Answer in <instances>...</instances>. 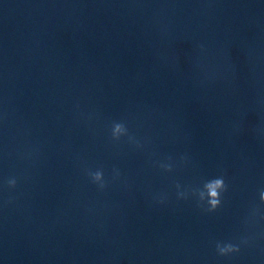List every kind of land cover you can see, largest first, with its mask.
Masks as SVG:
<instances>
[{
    "label": "water",
    "instance_id": "95a60500",
    "mask_svg": "<svg viewBox=\"0 0 264 264\" xmlns=\"http://www.w3.org/2000/svg\"><path fill=\"white\" fill-rule=\"evenodd\" d=\"M221 173L207 213L192 191ZM260 189L264 0H0V264H264V220L214 251Z\"/></svg>",
    "mask_w": 264,
    "mask_h": 264
},
{
    "label": "clouds",
    "instance_id": "9594fccd",
    "mask_svg": "<svg viewBox=\"0 0 264 264\" xmlns=\"http://www.w3.org/2000/svg\"><path fill=\"white\" fill-rule=\"evenodd\" d=\"M110 138L112 141L119 142L122 138H126L128 143L134 144L135 147L140 148V142L129 133L128 125L125 121H112L109 128ZM159 167L165 172L172 170L169 163H160ZM113 177L118 178L119 173L113 169ZM85 175L89 182L93 184L98 191H104L108 187V180L105 178L102 167L96 169H85ZM19 177L16 174L7 176L3 181V191L6 193L3 199V207L8 208L14 205L18 196L15 190L18 186ZM179 188V185H177ZM227 191V184L225 183L224 174L213 176L204 179L198 188L193 189L192 195L195 196L197 207L202 208L207 213H214L222 206L223 194ZM258 202L252 201L248 205V209L242 218V224L245 229V234L233 236L229 239L216 240L214 243V251L217 257H231L239 254L242 247H250L254 242L255 237L249 233V229L257 222V220H264V212L261 211V205H264V189L257 192ZM185 194L178 193V198L184 197ZM155 202L163 204L165 202L164 196L155 197Z\"/></svg>",
    "mask_w": 264,
    "mask_h": 264
}]
</instances>
